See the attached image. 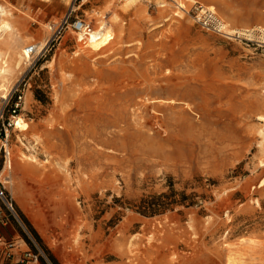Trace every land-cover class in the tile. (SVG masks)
<instances>
[{
	"label": "rangeland",
	"instance_id": "1",
	"mask_svg": "<svg viewBox=\"0 0 264 264\" xmlns=\"http://www.w3.org/2000/svg\"><path fill=\"white\" fill-rule=\"evenodd\" d=\"M178 1L0 0L5 58L38 45L0 98L7 118L17 89L29 125L7 131L0 235L30 264H264V47L194 20L211 6L232 30L264 28V0ZM66 16L114 40L100 53L70 28L49 41ZM178 95L204 111L168 108ZM150 200L159 212L141 214Z\"/></svg>",
	"mask_w": 264,
	"mask_h": 264
},
{
	"label": "built area",
	"instance_id": "2",
	"mask_svg": "<svg viewBox=\"0 0 264 264\" xmlns=\"http://www.w3.org/2000/svg\"><path fill=\"white\" fill-rule=\"evenodd\" d=\"M195 22L202 28L211 33L221 36L226 39L243 41L245 43L256 44L259 47H264V28L254 27L251 29H236L232 32H227L224 21L210 8L203 6H197L194 13ZM70 28L76 33L90 32L89 24L81 19H74L70 21L68 16L64 17L56 26H52L49 29L52 31L51 38L49 41H57L60 38L63 31ZM38 50L36 44H31L25 48L24 53L29 56L34 55ZM17 89L14 90V100L9 105V110H7V118H4V104L0 107V121H2L3 136L0 139V154H2L4 167L2 172L0 171V178L3 176L4 172H10V159L9 152L7 150V131L11 128L16 117L21 110V96L17 95ZM4 119L6 124L4 123ZM0 180V201L2 205L8 210L13 211L11 201L8 200L5 194L4 185L7 184L6 181L9 178H3ZM9 222L8 217L0 210V225L5 226ZM37 255L33 252L25 249L19 250L17 240L11 238L6 239L0 235V264H30L36 262Z\"/></svg>",
	"mask_w": 264,
	"mask_h": 264
},
{
	"label": "bare ground",
	"instance_id": "3",
	"mask_svg": "<svg viewBox=\"0 0 264 264\" xmlns=\"http://www.w3.org/2000/svg\"><path fill=\"white\" fill-rule=\"evenodd\" d=\"M125 3V5L132 4L136 2L137 0H119ZM192 3H195V1H192ZM177 7L178 8H185V5L182 3L181 0L177 2ZM210 9L214 11V9L210 6ZM178 13H175V15ZM225 29L227 32H232V29H230V24L229 22L225 19ZM109 26H106L105 24L100 25L97 29L94 31H90L87 34L85 33H75V38L77 42H82L86 44L91 51L95 53H100L102 50L109 45L113 40H114V35L112 31L108 28ZM1 30L7 31L10 29L9 23L6 21H3L1 23ZM38 46V45H37ZM25 48L21 49L20 54L13 59V61H8L5 58V55L1 52L0 50V92H1V99H5L8 93V80L9 77L12 76L13 72H17L23 62L27 63L30 61L31 57L24 53ZM171 76H163V79L161 81H164L166 83L171 81ZM160 86V85H159ZM151 87V85L149 86ZM133 89L132 87H129L128 85L123 88V92H131ZM192 94H197V93H190V97L192 101L194 100V97H192ZM160 100L152 99L148 96H145L143 99L142 103H140V106L143 108H147L148 106L152 109H154L156 102ZM168 104V108L170 109H175L178 108L179 111L182 114H191L194 113L197 110H201V112L204 111V105H201V103H194L193 105L186 102L185 98L183 95H178L176 98H169L168 100L165 101ZM154 120V126H156L159 130L162 131L163 134L167 133V130H165L161 123H159V119L154 116L152 118ZM175 122V120H174ZM14 128L21 131V132H26L29 130V125L28 123L24 122L21 116L16 117L15 123H14ZM62 208L60 207V210Z\"/></svg>",
	"mask_w": 264,
	"mask_h": 264
},
{
	"label": "trees",
	"instance_id": "4",
	"mask_svg": "<svg viewBox=\"0 0 264 264\" xmlns=\"http://www.w3.org/2000/svg\"><path fill=\"white\" fill-rule=\"evenodd\" d=\"M160 206H161V204H158L156 202H153V200H150V201L146 202V206L142 207L143 209H141V208L139 209L140 210L139 212L141 214H144V215H153V214L159 212L158 208ZM23 221H24V223H26L28 225V223L24 219H23ZM32 232L35 235L33 230H32ZM35 236H36V239L38 240V242H40V239L37 237V235H35ZM46 253L48 255V258H49L50 262L52 264H57L56 260L48 252H46Z\"/></svg>",
	"mask_w": 264,
	"mask_h": 264
},
{
	"label": "crops",
	"instance_id": "5",
	"mask_svg": "<svg viewBox=\"0 0 264 264\" xmlns=\"http://www.w3.org/2000/svg\"><path fill=\"white\" fill-rule=\"evenodd\" d=\"M5 235H7V234H5Z\"/></svg>",
	"mask_w": 264,
	"mask_h": 264
}]
</instances>
